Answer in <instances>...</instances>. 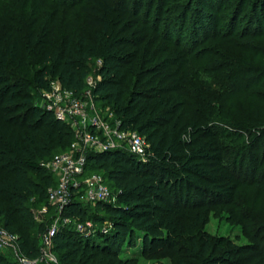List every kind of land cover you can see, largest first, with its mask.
Instances as JSON below:
<instances>
[{
    "label": "trees",
    "instance_id": "1",
    "mask_svg": "<svg viewBox=\"0 0 264 264\" xmlns=\"http://www.w3.org/2000/svg\"><path fill=\"white\" fill-rule=\"evenodd\" d=\"M194 1L0 0V229L18 232L21 257L40 256L32 212L55 216L47 197L55 179L41 165L74 142L71 128L34 102L54 80L79 96L99 77L96 110L145 137L150 154L144 162L119 150L87 154L82 176H102L114 201L73 196L62 217L111 228L85 236L59 227L58 264H132L118 252L135 230L151 259L264 264V226L253 228L264 211V0H240V17L253 13L246 29L234 19L227 32L185 44ZM241 102L247 121L235 117ZM216 208L251 225L247 247L207 231ZM0 264L19 263L0 252Z\"/></svg>",
    "mask_w": 264,
    "mask_h": 264
},
{
    "label": "built area",
    "instance_id": "2",
    "mask_svg": "<svg viewBox=\"0 0 264 264\" xmlns=\"http://www.w3.org/2000/svg\"><path fill=\"white\" fill-rule=\"evenodd\" d=\"M100 78L89 77L87 89L79 96L64 90L59 81L50 84V91L42 92L40 98L45 110L52 112L61 122L73 123L74 142L70 150L56 155L41 166L55 179V185L47 190L49 205L55 210L51 226L41 236L40 256L35 261L20 258V264H58L52 253L53 238L59 227L73 226L85 236L94 234L95 227L91 221L75 222L62 217V212L73 196H77L83 204L108 203L114 195L104 185L102 176L91 175L82 181L86 166V156L89 153H104L108 151H124L146 161L149 144L145 137L135 131L121 128L120 121L113 120V114L108 110L98 112L94 105L92 90ZM16 241L6 230L0 229V247Z\"/></svg>",
    "mask_w": 264,
    "mask_h": 264
},
{
    "label": "rangeland",
    "instance_id": "3",
    "mask_svg": "<svg viewBox=\"0 0 264 264\" xmlns=\"http://www.w3.org/2000/svg\"><path fill=\"white\" fill-rule=\"evenodd\" d=\"M19 1L20 3H22V0ZM2 5L0 6V8H3ZM4 5H6L7 7L10 6L7 3H5ZM239 5L240 0H195L191 6V9L186 15L183 29L181 31V38H183V42L185 44H190V42H193V40H200L203 36L207 35L208 32L212 30H215V33H225L229 29H231L232 26L230 27V24L234 19L236 20V22L233 24V26H235L236 30L242 31L246 29L249 22H252L251 20L253 17V13L250 9L246 11V14L243 17H240L242 15L240 14V10H242V7L240 5L239 8ZM245 9L246 7H244L243 11H245ZM201 26L202 28H205L204 31H201L198 37H195L192 33L194 31V28L200 29ZM173 31L174 36H176V34H178V30L175 28L173 29ZM178 36L180 35L178 34ZM98 64H100V62ZM211 86L214 88L216 84L213 83ZM34 105L38 109L45 110V106L40 96L35 100ZM250 115L251 110L247 104L241 102L237 105L235 111V117L237 120L247 121ZM66 125H68L71 130L72 126H74L73 123L71 124V126L68 123H66ZM149 154L150 151L148 150L147 158ZM41 173L42 176L46 175L43 172ZM92 173L85 174V176L80 177L79 180L82 181L85 177L90 176ZM104 185L106 184L104 183ZM113 201L114 199H111L108 203H112ZM229 212V209H213L209 217V224L206 227L207 231L214 237H221L231 240L236 247H247L251 243V239H249L248 234L245 231H251V225L247 224V226H243L240 221H232L229 217ZM32 213L33 217L39 221V224H41L39 233L37 235L38 243L40 244L41 248V236L51 226L52 221H44L42 219L41 213L39 212L33 211ZM245 213H247V211ZM259 216L260 223H258L257 226L255 225L253 227L254 231L258 226H264V211H262ZM94 227L96 232L91 235H96L98 233L97 227L101 228L103 232L110 230L111 228L108 221L103 225L98 224L96 226L94 224ZM9 233L10 235L15 237L16 241H8L6 245H2V247H0V252L4 256H6L7 260H9L10 262H18L20 264L21 256L19 254L17 246V239L19 237V234L15 230H10ZM129 235V242L123 243L120 247V251L118 252L119 259H122L124 261H131L132 264H172L169 259H151L149 257H144V251L151 249V245L149 243L145 244L142 240V233L136 230ZM156 246H154V249L159 248Z\"/></svg>",
    "mask_w": 264,
    "mask_h": 264
},
{
    "label": "crops",
    "instance_id": "4",
    "mask_svg": "<svg viewBox=\"0 0 264 264\" xmlns=\"http://www.w3.org/2000/svg\"><path fill=\"white\" fill-rule=\"evenodd\" d=\"M41 213V212H40Z\"/></svg>",
    "mask_w": 264,
    "mask_h": 264
}]
</instances>
